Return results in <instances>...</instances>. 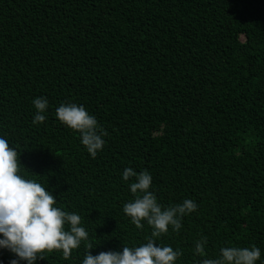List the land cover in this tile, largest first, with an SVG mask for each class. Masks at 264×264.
<instances>
[{
  "label": "trees",
  "instance_id": "16d2710c",
  "mask_svg": "<svg viewBox=\"0 0 264 264\" xmlns=\"http://www.w3.org/2000/svg\"><path fill=\"white\" fill-rule=\"evenodd\" d=\"M37 97L49 107L34 125ZM62 103L106 130L95 159L55 116ZM0 136L89 234L37 264L147 241L123 212L128 167L151 173L165 206L197 203L158 240L183 252L177 264H198L201 237L208 258L255 245L264 264V0H0Z\"/></svg>",
  "mask_w": 264,
  "mask_h": 264
},
{
  "label": "clouds",
  "instance_id": "9594fccd",
  "mask_svg": "<svg viewBox=\"0 0 264 264\" xmlns=\"http://www.w3.org/2000/svg\"><path fill=\"white\" fill-rule=\"evenodd\" d=\"M37 110L33 124L46 120L49 101L37 97L33 101ZM55 116L66 127L80 134V142L95 159L105 146L106 130L96 117L83 105L62 103ZM0 136V250L13 254L10 264H37L45 259V253L62 252L65 260L74 250L88 240V231L82 226V217L57 206V197L36 179L22 174L20 157L15 147ZM122 179L128 183L133 199L125 203L123 212L138 229L144 223L151 228V235L138 246L124 244L122 250L101 251L92 254L95 248L86 245V254L81 264H177L183 255L180 249L162 245L158 240L169 230L179 233L183 219L196 212L197 203L192 199L165 206L160 203L153 190V177L147 170L136 172L128 167L123 170ZM129 181H131L129 183ZM207 238L196 241L193 255L200 257L198 264H257L261 261V249L251 247L224 246L218 255L208 258Z\"/></svg>",
  "mask_w": 264,
  "mask_h": 264
}]
</instances>
